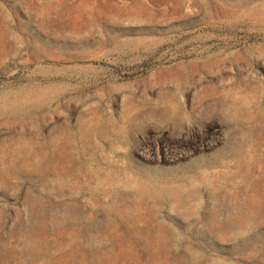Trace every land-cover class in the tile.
<instances>
[{"label": "rangeland", "instance_id": "rangeland-1", "mask_svg": "<svg viewBox=\"0 0 264 264\" xmlns=\"http://www.w3.org/2000/svg\"><path fill=\"white\" fill-rule=\"evenodd\" d=\"M0 264H264V0H0Z\"/></svg>", "mask_w": 264, "mask_h": 264}]
</instances>
